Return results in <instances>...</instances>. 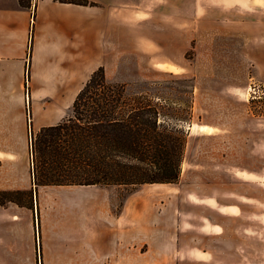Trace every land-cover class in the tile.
<instances>
[{
  "label": "rangeland",
  "instance_id": "1",
  "mask_svg": "<svg viewBox=\"0 0 264 264\" xmlns=\"http://www.w3.org/2000/svg\"><path fill=\"white\" fill-rule=\"evenodd\" d=\"M4 1L11 5L13 0ZM225 1L230 7L193 0L187 12L186 0H130V53L120 64L104 66L106 79L125 84L128 93L146 94L158 106L160 121L184 133L179 178L137 186H38L37 205L27 208L26 217L28 225L33 217L36 244L40 193L43 202H55L51 209L56 213L119 209L125 201L128 209L149 214L147 228L171 220L179 242L194 240L205 252L204 260L185 264H264L255 263V255L264 251V231L259 230L264 224V32L241 34L242 10ZM34 2L28 0L30 7ZM169 58L176 63L169 64ZM256 143L257 154L252 150ZM79 196L88 203L79 205L74 200ZM64 197L73 202L63 203ZM169 210L178 216L163 215ZM157 213L160 222L153 221Z\"/></svg>",
  "mask_w": 264,
  "mask_h": 264
},
{
  "label": "crops",
  "instance_id": "2",
  "mask_svg": "<svg viewBox=\"0 0 264 264\" xmlns=\"http://www.w3.org/2000/svg\"><path fill=\"white\" fill-rule=\"evenodd\" d=\"M88 1L95 5L35 0L29 12L23 13L28 8L21 7L18 0L11 5L0 0V191L31 189L30 131L36 134L65 119L93 71L120 64L129 56L130 0ZM217 1L229 6L225 0ZM230 5L242 10L241 34L264 32V0H232ZM192 9L193 0H186L187 12ZM137 43L143 47L144 39ZM169 59V64L176 63ZM260 81L264 83V77ZM252 150L257 154V143ZM260 151L264 155V146ZM44 200L38 193L42 207L37 244L33 217L31 225L26 222L31 210L14 203L0 206V264H37V258L41 264H185L204 260L205 252L194 240L179 242L171 220L147 228L149 214L128 209L125 201L119 209L86 207L56 213L57 209H51L55 202ZM62 200L73 202L71 197ZM74 200L79 205L88 203L81 196ZM257 200L252 197L250 201L257 204ZM163 215L177 217L178 211ZM157 216L153 221L160 222ZM259 230L264 231V224ZM255 258V263L264 262V251Z\"/></svg>",
  "mask_w": 264,
  "mask_h": 264
},
{
  "label": "trees",
  "instance_id": "3",
  "mask_svg": "<svg viewBox=\"0 0 264 264\" xmlns=\"http://www.w3.org/2000/svg\"><path fill=\"white\" fill-rule=\"evenodd\" d=\"M54 1L95 5L88 0ZM18 2L30 8L28 0ZM28 50L29 57L31 39ZM69 112L56 125L36 134L30 131L32 187L0 191V205L12 202L32 209L38 186H137L178 180L184 133L160 121L158 106L146 94L128 93L125 84L107 81L103 66L91 73Z\"/></svg>",
  "mask_w": 264,
  "mask_h": 264
},
{
  "label": "built area",
  "instance_id": "4",
  "mask_svg": "<svg viewBox=\"0 0 264 264\" xmlns=\"http://www.w3.org/2000/svg\"><path fill=\"white\" fill-rule=\"evenodd\" d=\"M255 84H253L252 86H254Z\"/></svg>",
  "mask_w": 264,
  "mask_h": 264
}]
</instances>
